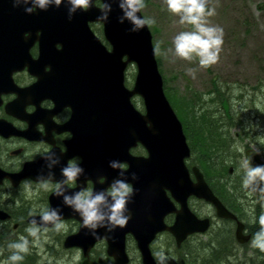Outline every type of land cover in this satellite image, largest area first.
Wrapping results in <instances>:
<instances>
[{
	"label": "water",
	"instance_id": "1",
	"mask_svg": "<svg viewBox=\"0 0 264 264\" xmlns=\"http://www.w3.org/2000/svg\"><path fill=\"white\" fill-rule=\"evenodd\" d=\"M96 1L93 0V7L90 9L78 11L71 21L68 20L65 4L59 8L50 7L47 11L36 10L27 14L24 6L14 12L11 9L12 0H7L5 7L0 8V15H16L13 17H19L21 22L24 21L22 18L31 16L32 21L34 18L35 23L38 22L41 31L39 62H51L58 70L67 73L64 77L66 80L55 84L57 91L54 94L78 98L80 108L75 111L76 116L69 122V127H74L76 118H79L82 128L73 133V138L67 142V148L69 158L73 155L82 157L80 166L85 169V174L77 181L78 188L74 192L79 191L87 179L96 182L94 190L106 189L113 179L118 178V170L109 167L110 160H119L128 165L127 169L122 170L128 182L133 184L135 194L128 204L131 219L127 225L110 233L99 228L95 236L80 225L79 231L67 238L65 247H78L87 256L97 242L105 240L108 244L107 252L114 258L115 264H128L126 237L132 235L142 263L156 264L151 245L159 234L165 231L171 233L180 248L189 236L204 234L211 228L209 218H199L189 208L188 199L191 196L214 204L219 218H237L214 196L198 168L193 169L198 182L194 184L191 179L185 163L191 151L182 123L165 94L149 26L130 33L129 22H118L117 18L122 12L116 3L112 4L113 11L109 21L100 22L97 17L104 0H100L101 7L96 6ZM138 15L144 18L142 12ZM92 23L103 25L104 38L111 49L92 31ZM58 45L61 49H57ZM11 46L9 42L8 47ZM134 64L137 76L130 89L125 84L126 71L129 65ZM81 79L85 80L79 83ZM39 87L45 90L48 86L41 80ZM58 88L66 89L67 93ZM138 96L143 100L145 114L132 102ZM138 145L147 151V157L131 155L130 150ZM247 156H252V166L264 165L253 150H249ZM39 162L43 163L27 165L16 174L4 173L0 169V183L4 178H9L14 186L24 178L39 181L38 176H47L48 172L44 170L45 161L42 159ZM61 167L57 165L53 169L55 176L49 180L59 181V172L55 169L60 170ZM133 172L138 177L135 181L131 179ZM101 178L105 181L98 184L97 181ZM59 199L55 195L51 197L53 208H61ZM175 203L179 204V209ZM61 209L63 219L75 218L82 223L79 214L66 206ZM172 213L176 214V221L172 226H167L164 219ZM7 217L0 212V219ZM39 217H33L30 221L36 219L39 222ZM236 237L242 244L251 240L250 235L244 234V224L241 222H238ZM83 264L105 262L103 259L97 263L86 260Z\"/></svg>",
	"mask_w": 264,
	"mask_h": 264
},
{
	"label": "flooded vegetation",
	"instance_id": "2",
	"mask_svg": "<svg viewBox=\"0 0 264 264\" xmlns=\"http://www.w3.org/2000/svg\"><path fill=\"white\" fill-rule=\"evenodd\" d=\"M6 1L7 0H0V8L4 6ZM96 4L100 5L98 1ZM18 8L19 7H13V3H11V9L14 12H18ZM13 16L16 15H0V169L8 174L20 173L27 165L34 163L42 164L43 162L39 161L50 152H54L59 156V165L62 167L69 161L80 165L83 161L82 157L73 155L69 158L67 148V142L73 138V133L81 131L80 129L82 128V121H80L79 118H76L74 127L71 125L69 127V122L76 116L75 113L80 108V103L77 102L78 98L74 96L68 95L67 97H60L54 94V92L57 91L55 90L57 89V85L55 84L63 81V79L66 80L64 77L67 76V73L58 70L56 65L51 62L45 64L39 62L41 52L39 38L41 31L37 25L38 22L35 23L36 20L34 18L32 21L31 16L25 19L22 18V20H24L23 22L19 21V17ZM98 26L100 27L101 25L98 23L91 24L92 31L96 36L102 39V35L96 30ZM9 42L12 44L11 47H8ZM57 49H61V46L58 45ZM41 80L44 85L47 83L48 87H45V90H41L39 87ZM84 80L85 79H81L79 83ZM241 86L244 87L243 85ZM58 90L67 93V90L64 88H58ZM214 93H217L215 86L212 87V89L208 88L204 93L200 94V98L203 101L205 100L204 105H208L207 103L210 101V96ZM217 97L219 99L221 96ZM72 99H74V101ZM230 99L233 101L229 92L228 107H232ZM233 102L239 103V100L235 99ZM198 109L196 125L199 132L193 140V142L195 141V150L192 153L190 149L191 154L185 161L186 166L190 171L191 179L194 184H196L198 180L193 173V169H199L205 183L214 196L231 214L236 216L237 220L219 218L217 216L218 210L214 204L195 196H191L188 199L189 208L199 217L196 211L191 207L193 202L207 207V209L210 210L209 212L213 214L212 217H204L210 219V229L216 226L215 221H220V226L223 225L222 221H227L229 226H222L224 227L223 229L226 230L229 228L232 231V239L235 242L233 245L237 243V247L243 248L252 243L253 237L260 230L258 223L252 226L247 222V215L251 213V210L254 208L264 211L261 205L262 202H264V194L258 191L252 192L242 187V179L246 170L244 165L249 150H253L264 164V134L262 135V132L256 134L249 132V129L244 126V122L240 121L242 118L236 119L235 121L229 119L231 115L241 117L243 114L242 112L224 110V105H218V108L213 111H204V107L202 106ZM205 117L209 121H207L208 127L212 128V132L208 128V135L206 134V136L202 137L200 132L206 131ZM225 117L228 118L226 122H224ZM216 122H218V125L214 126ZM232 123L236 125L229 126ZM251 128L254 130L253 127ZM262 129L261 127V131ZM205 139L209 141L211 149V155L208 158L203 153ZM186 140L188 143V137H186ZM225 148L226 150L223 151ZM240 148H243L244 151H239ZM130 153L134 157L148 156L147 151L141 145L132 148ZM208 160L212 169L209 171V174H204L201 167L204 163H207L206 161ZM123 165V169L128 168L127 164L123 163ZM44 170H47V168H44ZM55 171L59 172L58 178L61 180L60 170L55 169ZM104 181L105 180L101 178L97 183L103 184ZM47 183L48 190L44 189L40 181L31 178H24L17 186H14L9 178H4L2 183H0V212L8 216L6 219H0V264H10L8 259L12 255V250L8 247L10 243L17 242L21 236L33 239L25 231L26 228L31 226L30 219L40 216L41 209L52 207L51 197L54 195L56 189V181L48 180ZM95 184L96 182L94 180L87 179L82 187L94 190ZM65 187L69 192L73 193L74 190L78 188V183L68 184ZM28 189H33L36 192L38 191L36 195L37 198H35L36 201L33 203L28 201L25 193ZM21 190H25V197L19 205V212H16V205L20 202L16 201L15 195L9 200L5 198V195L13 191L17 192ZM27 192L32 193L31 190ZM167 194L171 196L169 192H167ZM60 199L62 201V197ZM191 200L194 201L190 205ZM257 200H259L260 205L256 203ZM61 201L60 205L61 208H63L64 205ZM175 205L177 209L180 208L179 204L175 203ZM258 216H260V214H257V217ZM67 221H72L78 224V226H71L70 229L64 233V237H58L50 241H45V239L44 241H39L40 245L44 247V244H46L48 248L54 249L59 244L66 252H71L73 249L79 250L82 257L81 262L77 264H83L86 260L97 263L102 259L105 264H115L114 258L109 256L107 252L108 244L105 240L97 242L88 251L87 256H85L84 251L78 247L66 248L65 242L67 238L76 234L81 227L80 221L75 218L63 219V222ZM175 221V213L167 215L164 219L167 226H172ZM238 222L244 224V234L251 236L250 242L242 244L237 240L236 231L238 229ZM43 230L55 231L52 226H41V231ZM163 233H167V231ZM197 235L204 234L191 235L184 242L190 237ZM221 235L220 231L216 235V238L218 239ZM158 236L155 240H157ZM131 238L134 240L138 250L134 237L128 235L126 237V251L129 258L128 264H132L136 258V256L128 250V242ZM101 243H105L103 252L98 249ZM237 247H235V250ZM29 250L27 254H23V259L19 261L18 264H40L43 257H41L40 253L35 254V248L31 246V242H29ZM45 251L47 253L46 249ZM151 251L156 260L152 246ZM53 252L54 251L51 252V255L47 253L48 258L54 256ZM234 252L233 254H235ZM139 256L138 259L141 264H143L140 252ZM183 262L184 261H182L181 264H183ZM46 263L48 264L50 261Z\"/></svg>",
	"mask_w": 264,
	"mask_h": 264
},
{
	"label": "rangeland",
	"instance_id": "3",
	"mask_svg": "<svg viewBox=\"0 0 264 264\" xmlns=\"http://www.w3.org/2000/svg\"><path fill=\"white\" fill-rule=\"evenodd\" d=\"M144 2L146 7L142 10V15L144 18L155 20L154 24L149 25V29L152 34L159 69L164 83L167 84L166 89L168 93L170 92L176 97L179 96L184 101L189 99L193 101L191 99L200 97V94L204 93L205 90L208 88L212 89L217 84L235 85L239 89L243 85L244 91L248 92L249 95H252V90L255 89L254 91H256L262 88V90H258V93L251 98L253 99L252 101L248 97H244L242 105L235 102L233 105L235 111L242 112L243 116L238 117L242 118L240 121L244 122V126L249 129V132L254 134L262 132L263 135L264 118L257 119L255 112L256 108L264 112V0H208L209 9L215 10L214 15L206 18L208 24L223 29V45L219 53V60L216 64L208 68H201L195 59L187 61L174 54V37L182 31H191L192 26L181 24L179 16L168 11L165 0H144ZM97 32L102 36L104 35L101 26H98ZM188 69L194 70V77L188 74ZM136 76V65H130L126 72V86L128 88L131 89L134 86ZM256 87L259 88L256 89ZM213 98V96H210V99ZM133 103L140 112L145 114L144 103L140 96L135 97ZM250 107L252 108L250 109ZM217 108V104L211 103L204 111H213ZM251 127H254V130ZM261 127L263 128L262 131ZM29 190L32 193H28L27 191ZM27 191H13L5 195L7 200L15 195L16 201L20 202L16 205V212H19V205L22 203L25 193L28 201L32 203L36 201L35 198H37L38 191L36 192L33 189H28ZM193 201H190V205ZM256 203H259V200ZM261 205L264 208V202ZM191 207L200 218L213 216L209 212L210 210L202 204L193 202ZM257 214H260V216L264 215V211L254 208L247 215V222L250 225L253 226L256 224ZM64 224L66 225L65 229L59 232L43 230L40 231L38 240H34V238L28 239L31 242V246L35 248V254L40 253L41 257H43L40 264H47V261H50L48 264H77L81 262L82 254L77 249L66 252L59 244L52 249L48 248L46 244L43 247L39 243V241H44V239L45 241H50L51 239L64 237V233L71 226H78V224L72 221L64 222ZM215 224L216 226H213L208 233L190 237L187 243L180 248L177 247L173 235L168 232L162 233L151 245L154 254L163 252L167 256V264H181L185 260L184 257L188 250L193 252L200 250L202 244L211 238V234L216 236L221 231V222L215 221ZM232 242L235 243L233 239ZM236 244L229 245L228 243L225 246V253L229 255L225 264H249L250 260L248 259L257 262L255 251L258 248L253 247L252 243L243 248L237 247ZM104 246L105 243H101L98 249L103 252L105 249ZM235 247H237L236 250ZM45 249L50 255L54 251V256L48 258ZM128 250L136 256L132 264H141L138 259L140 257L139 252L132 238L128 242Z\"/></svg>",
	"mask_w": 264,
	"mask_h": 264
},
{
	"label": "clouds",
	"instance_id": "4",
	"mask_svg": "<svg viewBox=\"0 0 264 264\" xmlns=\"http://www.w3.org/2000/svg\"><path fill=\"white\" fill-rule=\"evenodd\" d=\"M13 7L24 6L27 14L36 10L47 11L50 7L59 8L62 4L67 6L68 20L71 21L78 11H85L93 7V0H12ZM116 3L122 12L117 19L120 24L129 22L130 33H136L155 23L154 19L143 18L140 13L145 7L144 0H104L103 7L97 20L103 23L109 21L110 13L113 11L112 4ZM167 9L174 15L179 16L180 23L191 25V31H182L173 39L175 56L187 60H197L201 68H208L219 60V53L223 45V29L210 26L207 17L215 14L214 9L207 7L208 0H165ZM188 74L193 75L194 70L188 69ZM239 151L243 152V148ZM42 159L45 161L47 176L41 174L38 180L45 190H48L49 179H53V169L60 164V158L54 152H50ZM109 167L118 170V178L113 179L106 189L91 190L81 188L79 191L69 194L68 184L76 183L85 174V169L79 164L69 161L60 168L62 179L56 181L54 195L62 197V204L79 214L81 226L92 235H97V229L104 228L107 232H113L117 228H123L131 219L128 208L129 202L135 194L133 184L128 182L124 176V165L119 160H110ZM245 173L242 179V187L252 192L264 194V165L252 166V156H246L244 165ZM131 179L137 180V175L131 173ZM39 222L36 219L31 221V226L25 229L29 236L38 240L41 226L51 225L57 232L65 229L62 209L44 208L41 209ZM260 230L252 239V246L264 251V215L259 218ZM9 249L12 255L8 258L10 264H18L23 259V254L29 251V240L21 236L17 242L10 243ZM156 264H167V256L163 252L155 253Z\"/></svg>",
	"mask_w": 264,
	"mask_h": 264
},
{
	"label": "trees",
	"instance_id": "5",
	"mask_svg": "<svg viewBox=\"0 0 264 264\" xmlns=\"http://www.w3.org/2000/svg\"><path fill=\"white\" fill-rule=\"evenodd\" d=\"M98 30V29H97ZM159 64V63H158ZM165 84V83H164ZM166 85L165 84V93L166 96L168 98V100L171 102L176 114L178 115L181 123L183 124V128H184V133L186 135V137H188V145L192 151V153L195 150V141L193 142V140L195 139L196 135L198 134V130H197V125H196V119L198 118V108L199 107H204V109L206 107H208L211 103L217 104V105H224V110H229V111H233L235 112V108L233 105V101L235 99L239 100V103L242 104V100L244 97H248L249 100H253L251 99L254 95H256L258 93V90H262L258 89L259 87H256V91L252 90L251 93L252 95H249L248 92L244 91V87L240 86L237 88L235 85H222V84H217L215 86L216 88V92L214 93L212 96L214 97L213 99H210L209 103H207L208 105H204L205 100L203 101L200 97H194L193 101L187 100L184 101L182 98H179V96H175L172 95V93H168L167 89H166ZM229 88V89H228ZM221 90V93H220ZM264 90V87H263ZM229 92L231 94V97L233 98V101L230 99V101L232 102V107H228L227 106V102L229 100ZM239 92V95H238ZM221 94V95H220ZM217 96H221L219 99ZM254 104V103H253ZM252 107H250L251 109ZM248 110V108H247ZM210 111V110H208ZM249 111V110H248ZM256 115H257V119L259 118H264L263 113L258 110V108H256ZM206 120V131H201L200 134L202 137L206 136V134L208 135L209 133V129L211 130L212 128L208 127V120L205 117L204 118ZM233 121H235L236 119H240L238 116L235 115H231V117L229 118ZM228 120V118H224V122H226ZM208 121V122H207ZM218 122L215 123L214 126H217ZM235 123L230 124L229 126H235ZM209 128V129H208ZM254 128V127H253ZM212 132V130H211ZM249 133V132H248ZM191 139V141H190ZM210 143L207 139H205L204 145H203V153L206 155V157L208 158L211 155V149H210ZM226 148L223 150L225 151ZM207 163H204L203 166L201 167L202 171L204 172V174H209V171H211V166L209 164V160L206 161ZM221 166V165H218ZM259 218L260 216H258L257 222L259 224ZM223 225L222 226H229V223L227 221H222ZM260 226V224H259ZM261 227V226H260ZM224 227H222L221 229V238H216V236H214L213 234H211V238L204 242L201 246V249L193 252L191 250H188L186 252V255L184 257V262L185 264H225L226 259L229 257V255H227L225 253V249L227 246V244L229 243V245H233L232 242V231L227 228L226 230L223 229ZM211 230V229H210ZM188 241V240H187ZM184 242L182 244V247L187 243ZM255 257L257 259V262H253L251 259L249 264H264V251H261L259 249H257L255 251ZM255 261V260H254Z\"/></svg>",
	"mask_w": 264,
	"mask_h": 264
}]
</instances>
